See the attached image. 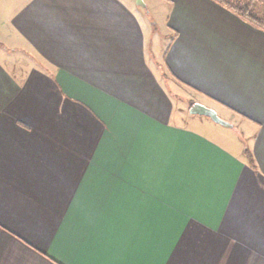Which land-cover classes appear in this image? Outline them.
Returning a JSON list of instances; mask_svg holds the SVG:
<instances>
[{"label":"crops","instance_id":"crops-1","mask_svg":"<svg viewBox=\"0 0 264 264\" xmlns=\"http://www.w3.org/2000/svg\"><path fill=\"white\" fill-rule=\"evenodd\" d=\"M142 1L0 0V264H264V30ZM164 69L238 130L183 124Z\"/></svg>","mask_w":264,"mask_h":264},{"label":"rangeland","instance_id":"rangeland-1","mask_svg":"<svg viewBox=\"0 0 264 264\" xmlns=\"http://www.w3.org/2000/svg\"><path fill=\"white\" fill-rule=\"evenodd\" d=\"M228 1L234 2V3L235 2L242 3V4L246 3L250 7L251 12L254 15H256V16H263L264 15V0H228ZM143 4H145V3L143 2ZM147 10L149 11L150 14H153V16H151V18H150V20H151V31H152V33H151L152 34L151 35V37H152V49H153V52L155 53V55L157 56V58L162 59L163 51L166 48V46L168 44V39H169V36H167V34H168L167 29L163 23V18L158 11H156L152 7H149ZM7 56L9 57V59H13L15 56H17V52L9 53ZM164 72L167 75L166 70ZM166 82L168 83L169 90L173 96V101H174L175 105L179 106L182 109V115H183L182 122H183V124L194 126L196 128H201L200 126H197V125H194L193 123H191V121L188 119H197V118L199 119V117H204L207 121L212 123V125H215V127H218V129H221L222 131H229V130L235 131V129L238 130V127H239L238 118H236L233 115H227L226 116L225 114H223V112H221V110L218 108V106L209 102V100H207L204 97L201 98L194 91H191L190 89L186 88L185 86H182L179 83L175 82V80H173L169 75L166 76ZM193 102H198V103H201V104L206 105L208 107L213 106V109L216 111L218 116L221 117L222 119L227 120L230 123H232L234 125V128L223 127L217 123H214L212 120H210L206 116L197 115V114L190 115L188 113V109ZM187 117H190V118H187ZM226 118H230L231 120L226 119ZM201 130L210 133L209 130L205 129L204 127H202ZM218 137H220V136H218ZM220 138H222V137H220Z\"/></svg>","mask_w":264,"mask_h":264},{"label":"trees","instance_id":"trees-1","mask_svg":"<svg viewBox=\"0 0 264 264\" xmlns=\"http://www.w3.org/2000/svg\"><path fill=\"white\" fill-rule=\"evenodd\" d=\"M224 6L228 7L232 11H234L237 15L242 17L243 19L249 21L253 25L261 28L264 30V15L263 16H256L251 12L250 7L244 3H237V2H230L228 0H215ZM245 155L248 159V161H251L252 157L250 156V153L248 152L247 149L244 150Z\"/></svg>","mask_w":264,"mask_h":264},{"label":"water","instance_id":"water-1","mask_svg":"<svg viewBox=\"0 0 264 264\" xmlns=\"http://www.w3.org/2000/svg\"><path fill=\"white\" fill-rule=\"evenodd\" d=\"M137 4L143 5L142 0H135ZM188 113L190 115L192 114H197V115H202V116H206L208 117L210 120H212L214 123H217L221 126L224 127H232V124L229 123L228 121L222 119L221 117L218 116V114L216 113V111L211 108L208 107L206 105H203L201 103L198 102H193L189 109H188Z\"/></svg>","mask_w":264,"mask_h":264}]
</instances>
